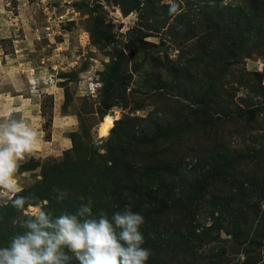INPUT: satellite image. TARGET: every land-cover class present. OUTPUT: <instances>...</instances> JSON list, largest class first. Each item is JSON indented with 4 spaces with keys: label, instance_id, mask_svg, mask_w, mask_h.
Segmentation results:
<instances>
[{
    "label": "rangeland",
    "instance_id": "obj_1",
    "mask_svg": "<svg viewBox=\"0 0 264 264\" xmlns=\"http://www.w3.org/2000/svg\"><path fill=\"white\" fill-rule=\"evenodd\" d=\"M0 62L45 146L24 208L0 193V247L91 197L144 216L146 264H264V0H0Z\"/></svg>",
    "mask_w": 264,
    "mask_h": 264
},
{
    "label": "clouds",
    "instance_id": "obj_2",
    "mask_svg": "<svg viewBox=\"0 0 264 264\" xmlns=\"http://www.w3.org/2000/svg\"><path fill=\"white\" fill-rule=\"evenodd\" d=\"M169 11L175 12V6ZM5 111L0 110V193L11 194V206L21 210L27 198L18 194L15 176L20 162L33 153L37 132L25 113L11 117ZM92 205L89 197L75 214L54 219L41 209L24 222L26 231L0 247V264H66L64 248L79 264H146L151 250L143 246L144 216L126 205L111 217L103 211L93 217Z\"/></svg>",
    "mask_w": 264,
    "mask_h": 264
},
{
    "label": "crops",
    "instance_id": "obj_3",
    "mask_svg": "<svg viewBox=\"0 0 264 264\" xmlns=\"http://www.w3.org/2000/svg\"><path fill=\"white\" fill-rule=\"evenodd\" d=\"M58 21V20H57ZM31 28L32 27H27V28H23L24 29V32L26 33L27 32V30L29 29L30 31H31V33L32 34H34L35 32L33 31V30H31ZM20 29H22L21 27H20ZM26 30V31H25ZM18 33V32H17ZM40 34V33H39ZM19 38H20V36H19ZM21 40H18V41H16L17 42V44L15 45V48H16V53L17 52H19L18 50H21V48H23V49H27V43H26V38H25V40L24 39H22V38H20ZM37 39H38V41H40V38L39 37H37ZM41 55V54H40ZM39 55V56H40ZM22 56V55H21ZM8 56H6V57H4L7 61H12L11 60V58H13V57H11V58H7ZM13 59H15V58H13ZM21 59H23L22 57H19L18 59H15L16 61H18V63L21 61ZM6 60H4V62H7ZM1 63V62H0ZM7 63H9V62H7ZM18 63H16L17 65H18ZM25 64H27V63H21V66H24ZM18 66H20V64L18 65ZM3 69V68H2ZM26 73H27V71H26ZM25 73V74H26ZM1 74V73H0ZM25 74L24 75H22V76H25ZM26 77H27V75H26ZM0 78H3V75L2 76H0ZM25 78V77H24ZM1 81V80H0ZM7 84H9V82H6V85ZM8 87H6V89H7ZM7 95V94H6ZM6 95L5 96H0L2 99L4 98L5 100H3V101H1V104H0V110H4V109H6V111H5V115H7V116H11V117H18L22 112L23 113H25V115H27L28 116V119H29V123H30V126H32L34 129H35V124H38L39 122H38V120H37V115H36V111H34V110H28L27 108V106H24V105H20V104H18V102H13L12 100H13V98H11V97H8V99H7V97H6ZM12 97H13V95H12ZM1 99V100H2ZM17 101V100H16ZM36 131L38 130V129H35ZM43 142L41 141V139H40V134L37 132V142L34 144V151H33V154L34 153H36V152H38L40 149H45V146L42 144ZM28 157V156H27Z\"/></svg>",
    "mask_w": 264,
    "mask_h": 264
},
{
    "label": "bare ground",
    "instance_id": "obj_4",
    "mask_svg": "<svg viewBox=\"0 0 264 264\" xmlns=\"http://www.w3.org/2000/svg\"><path fill=\"white\" fill-rule=\"evenodd\" d=\"M117 117H118L117 112H115L114 114H107L104 117V125H102L100 129V135H105L108 125L113 121H115Z\"/></svg>",
    "mask_w": 264,
    "mask_h": 264
},
{
    "label": "built area",
    "instance_id": "obj_5",
    "mask_svg": "<svg viewBox=\"0 0 264 264\" xmlns=\"http://www.w3.org/2000/svg\"><path fill=\"white\" fill-rule=\"evenodd\" d=\"M18 1V0H17ZM58 22H61L60 18L58 19ZM87 87H86V93L87 94H94L96 87H97V83L94 80H90L86 82Z\"/></svg>",
    "mask_w": 264,
    "mask_h": 264
}]
</instances>
